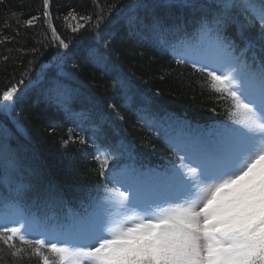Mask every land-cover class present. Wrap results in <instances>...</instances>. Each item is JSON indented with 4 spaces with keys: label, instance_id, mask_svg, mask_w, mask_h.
I'll return each mask as SVG.
<instances>
[{
    "label": "snow or ice",
    "instance_id": "snow-or-ice-1",
    "mask_svg": "<svg viewBox=\"0 0 264 264\" xmlns=\"http://www.w3.org/2000/svg\"><path fill=\"white\" fill-rule=\"evenodd\" d=\"M238 7L251 9L252 18L240 19ZM93 9L82 14L72 8L63 19L73 34L86 27L96 33L93 39L99 42L89 55L98 62L105 60L104 50L110 45L106 33L118 27L153 34L185 32L187 22L173 10H189L197 17L195 36L204 46L203 55L193 57L188 51L192 45L184 40L187 47L176 53V63H191L204 73L210 89L230 102L235 119L180 149L179 163L172 164L162 180L152 181L151 196H142L137 185L155 174L133 169L132 183L106 187L103 201L90 205L74 222L55 228L42 226L26 213L22 200L30 184L10 180L9 170L19 172L21 165L5 134L0 145L3 182L6 186L14 183L11 207L15 211L0 214V243L14 258L29 250L40 264H264V55L253 54L251 61L246 57L254 46L264 53V3L257 8L251 0H134L126 11L115 4L105 11L95 0ZM42 15L52 40L64 50L54 54L62 67L76 54V46L52 23L50 0H43ZM39 19L33 15L24 23L33 26ZM257 23L259 34L253 44L245 33ZM230 30L248 40L239 53ZM10 39L5 37L0 43ZM121 83L129 86L126 79ZM24 84L21 78L0 92V106L8 109L20 99L27 88H21ZM109 107L116 110L115 105ZM117 118L122 119L118 114ZM96 131H102L99 125ZM71 139L69 130L65 143ZM90 139L95 146V135ZM78 140L88 143L83 136ZM93 159L104 175L110 161L118 157L109 148L95 146ZM113 168L118 171L119 164Z\"/></svg>",
    "mask_w": 264,
    "mask_h": 264
},
{
    "label": "trees",
    "instance_id": "trees-1",
    "mask_svg": "<svg viewBox=\"0 0 264 264\" xmlns=\"http://www.w3.org/2000/svg\"><path fill=\"white\" fill-rule=\"evenodd\" d=\"M94 2L50 0L52 23L66 41L76 46V54L62 67L58 66L54 54L64 50L52 43L51 31L42 15L43 0L0 2V40L11 38L0 43V92L21 78L25 84L31 81L24 95L13 104L10 115L0 111L3 116L0 129L6 133L9 130L8 146L16 152L21 165L19 172L9 170L10 180L22 178L30 184L22 204L26 211L40 216L76 213L105 196V188H110L113 181L111 175L100 174L93 159L97 145H123L125 159L129 158L132 168L141 170L163 169L176 158L163 137L164 131L159 134L150 129L144 115H162L178 124L198 123L207 128L231 120L230 102L210 89L206 75L190 63H176L178 46L184 40L196 38V16L187 9L173 10L176 17L187 22L185 32L181 33L153 34L118 27L111 34H105L110 45L104 50L105 60L98 62L89 55L91 47L99 42L93 39L96 33L86 27L73 34L63 19L72 8L82 14L91 13ZM133 2L99 0L105 11L112 4L126 11ZM251 2L258 8L264 0ZM235 11L240 19H251L253 15L251 9L238 7ZM33 15L40 19L28 26L24 22ZM258 34L257 23L245 37L253 38L255 44ZM229 35L235 38L238 53L248 43L234 30H230ZM68 51H72L71 45ZM253 54L264 55L258 46L246 53L249 61ZM25 72L28 74L24 75ZM125 79L129 86L121 83ZM57 87L62 88L58 94L65 98L63 103L54 93ZM141 93L147 99H143ZM110 105H115L116 110ZM117 114L122 119L117 118ZM96 125L102 131L97 132ZM69 130L72 139L65 143ZM94 135L95 146L90 139ZM81 136L88 140L87 145L79 143ZM3 137H0L1 144ZM3 176L4 160L0 157V204L12 203L14 183L3 185ZM6 249L0 243V264H40L18 261Z\"/></svg>",
    "mask_w": 264,
    "mask_h": 264
},
{
    "label": "rangeland",
    "instance_id": "rangeland-1",
    "mask_svg": "<svg viewBox=\"0 0 264 264\" xmlns=\"http://www.w3.org/2000/svg\"><path fill=\"white\" fill-rule=\"evenodd\" d=\"M52 43H56V42L52 41ZM189 44H191L192 47L189 48L188 51H190V53L193 57L198 58L201 55H203L204 46L197 42V38L189 40ZM175 45H176V43L173 46H175ZM186 47L187 46L182 43L181 45L178 46L177 49H178V51H184ZM49 65H52V64H49ZM39 75H41V73ZM30 82L31 81H29L25 85L30 84ZM25 85H21V88L25 89ZM55 88H56V86H55ZM59 89H62V88L57 87V90H55L54 93L57 94L60 101L63 103L65 101V98H62L63 97L62 94H60V95L58 94ZM61 93H63V90H61ZM12 107H13V105L10 106L8 109H4L2 106H0V111L5 113L6 115H10ZM0 117H3V116L0 115ZM143 117L146 118V120L148 122V126L150 129L157 131L159 134L162 131H164L163 134H168V136L166 138L167 141L175 146V149L177 152H179V155H183V152L179 151V150L184 148L186 145H188L192 141L193 138L210 136L213 133H215L216 131H218L222 125L231 124L233 122V120L235 119V117H233L231 115L230 122H226V123L219 125L217 127H214L213 129L206 132L200 128H197L195 125H188V124L185 126H180L179 124L175 125V123L171 119H168L167 117L162 116V115H157V114L148 115L147 114V115H144ZM165 119H168V121L163 122V120H165ZM164 125H165V127H164ZM0 126H2L1 122H0ZM8 131L9 130H7V133H6L0 129V137L5 136V134L7 135ZM9 137H7V139H9ZM0 145H2V144L0 143ZM97 146H102V145H97ZM103 147L113 150V154L118 157V159L110 161L109 170L106 172L107 174L108 173L113 174V176L115 178V180H113L112 186L110 188H121L122 185L127 186L130 183H132V170L133 169H128V168H126V166H122L117 171L113 168V165L120 164L121 162H129V158L125 159L126 152L123 149L124 148L123 145H121V144L119 145V144L114 143L113 145H108V146H103ZM119 149H123V151L120 152V151H118ZM2 151H3V149L0 148V152H2ZM176 163H179L178 156L176 158H174L173 160L167 162V165L163 169L151 170L155 175L153 177H151V179L145 180L143 183H139L137 185L140 194L142 196H145V197L151 196L153 194L152 181L153 180H156V181L162 180L164 178V176L166 175L167 170L170 168V166L172 164H176ZM135 170H141V169L136 168ZM145 171H147V170H145ZM16 180H22V178H14L11 181H16ZM2 181H3V179H1V183H2ZM3 185H5L4 182H3ZM2 188H3V186H2ZM104 198H105V196L102 197L100 200H98L97 203L103 201ZM5 204H7V203H5ZM5 204H4V207L0 208V214L7 213L9 215H12L14 213L15 209L13 207H11L10 205L8 207H5ZM83 209L78 210L81 212L74 213L75 216H73L70 220L67 219L68 216H65L62 218H55V219H49V220H42L41 221L34 214H31L29 212H26V213H28L31 216H35L39 220V222L42 226L47 227V228H55L58 225H67V224L74 222L77 218H79V216H81L85 212V210H83ZM50 215H56V214L52 213ZM65 219H67L66 222L64 221ZM39 230H40V228L36 229V231H39ZM33 235H35V232L33 233ZM8 254L12 257L11 253H8ZM16 260L25 261V262L26 261L27 262L28 261H30V262L34 261V262H38V263L40 262L38 258L31 256L30 251L27 249H26L25 253L22 254L20 258H16Z\"/></svg>",
    "mask_w": 264,
    "mask_h": 264
}]
</instances>
